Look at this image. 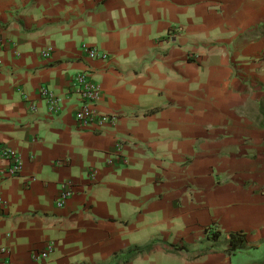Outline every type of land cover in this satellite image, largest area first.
Returning a JSON list of instances; mask_svg holds the SVG:
<instances>
[{"label": "crops", "instance_id": "1", "mask_svg": "<svg viewBox=\"0 0 264 264\" xmlns=\"http://www.w3.org/2000/svg\"><path fill=\"white\" fill-rule=\"evenodd\" d=\"M81 72L113 126H78ZM263 98L264 0H0V264H252Z\"/></svg>", "mask_w": 264, "mask_h": 264}, {"label": "built area", "instance_id": "2", "mask_svg": "<svg viewBox=\"0 0 264 264\" xmlns=\"http://www.w3.org/2000/svg\"><path fill=\"white\" fill-rule=\"evenodd\" d=\"M179 32V28H172L169 35H176ZM91 59H97L99 57L95 49L89 48L88 46H83L82 48ZM73 91L80 98V107L75 113V119L78 126L85 130L93 125H97L101 128L108 126H113L117 121V115L102 113L97 105L101 97L100 85L94 80L89 72H81L77 74L73 80ZM49 102V110L53 113H58L60 111L59 102L60 98L56 97L50 93L44 91ZM117 156L120 159L121 148H117ZM2 156L9 160L10 164L5 171V176L16 177L22 171V162L19 155L9 149L2 151ZM123 161L126 162L125 159ZM73 195V190L68 188L60 193L56 201L58 208H63L66 206L68 200ZM1 206V203H0ZM4 251V250H2ZM53 252V244L48 243L45 250L40 253L34 254L36 261L46 260L50 254Z\"/></svg>", "mask_w": 264, "mask_h": 264}, {"label": "trees", "instance_id": "3", "mask_svg": "<svg viewBox=\"0 0 264 264\" xmlns=\"http://www.w3.org/2000/svg\"><path fill=\"white\" fill-rule=\"evenodd\" d=\"M261 109H262V111H264L263 104H262ZM207 234L213 240H218L221 237V234L219 232L213 231V230H211V228L207 230ZM226 241L229 244L230 251L232 253H235L238 250L244 249L246 247V244H247L246 237L241 232L227 234L226 235ZM152 247H153V244H151L145 248L133 249L123 258V261H128V260L132 259L133 257H135L136 255L141 254L144 251H149L152 249Z\"/></svg>", "mask_w": 264, "mask_h": 264}, {"label": "rangeland", "instance_id": "4", "mask_svg": "<svg viewBox=\"0 0 264 264\" xmlns=\"http://www.w3.org/2000/svg\"><path fill=\"white\" fill-rule=\"evenodd\" d=\"M262 104H263V108H264V98H263ZM263 113H264V111H263ZM261 124H262V126H264V121H263V123L261 121ZM250 255H253V257H254V261L252 264H264V244H263L261 249H259L258 247L252 248L249 256Z\"/></svg>", "mask_w": 264, "mask_h": 264}]
</instances>
